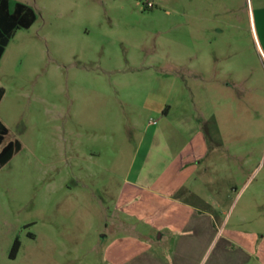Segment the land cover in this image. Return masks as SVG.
<instances>
[{
	"label": "rangeland",
	"instance_id": "374dc122",
	"mask_svg": "<svg viewBox=\"0 0 264 264\" xmlns=\"http://www.w3.org/2000/svg\"><path fill=\"white\" fill-rule=\"evenodd\" d=\"M10 1L36 22L0 62L3 145H22L0 170V264L165 259L186 235L185 264H264V0ZM191 126L203 153L188 141L138 187Z\"/></svg>",
	"mask_w": 264,
	"mask_h": 264
},
{
	"label": "trees",
	"instance_id": "16d2710c",
	"mask_svg": "<svg viewBox=\"0 0 264 264\" xmlns=\"http://www.w3.org/2000/svg\"><path fill=\"white\" fill-rule=\"evenodd\" d=\"M35 22L36 14L31 7L22 3L12 5L10 0H0V62L9 42L15 37L17 32L29 30ZM4 95V89L0 88V103ZM8 134L9 130L0 121V170L22 149V145L18 140L3 145ZM20 246V241L17 238L13 244L10 258H16Z\"/></svg>",
	"mask_w": 264,
	"mask_h": 264
},
{
	"label": "crops",
	"instance_id": "0c3cea01",
	"mask_svg": "<svg viewBox=\"0 0 264 264\" xmlns=\"http://www.w3.org/2000/svg\"><path fill=\"white\" fill-rule=\"evenodd\" d=\"M191 129H192V126L190 127V131L188 130L189 133H190L188 135V137H186L185 134H184V137H183L184 139L183 140H187V142L185 143V146L181 150L178 151V153H177L178 156H175V157L172 158V160L168 163L167 167L164 169V171L161 173V175L158 176V178H156V179H152V177L149 178V179L146 178L145 176H146L147 172L144 171V167L145 166L142 167V169L139 171V175H138L137 182H136L138 187H140L142 190H149L148 188L151 185L158 184V182H160L159 180H160L161 176H163L169 170V168L172 167L175 164L176 160L179 158V154L183 155V152L185 153L188 141L193 143V142L198 140V142H199V143H195L196 145H195L194 148L191 147L189 149L190 151H188V152L190 154H192V155L193 154L201 155L203 153L201 133L195 132L193 134V130H191ZM181 132H182L181 130L176 131V135H178ZM176 137L177 136H175V138ZM188 138H190V139H188ZM187 148H189V147H187ZM187 159L185 161L186 163H188ZM146 163H144V165H146ZM186 167H188V165ZM181 171H182V169H181ZM147 175H150V174H147ZM162 187L164 188L166 194L169 195L170 197L172 195H174L177 191L180 190L179 189L180 184L179 183H174V181L171 182V183L170 182H166V184H163ZM187 206L188 205H186V207ZM206 219H207V225H209V223H208L209 216H207V215H197L194 211H191L190 215H189V217H188V219L186 221V224L188 226H191V225H197V224L203 223V222L206 223V221H205ZM187 236H189V235H186V236H183V237H178L176 239L175 247L172 249L171 253L169 254L170 255L169 258H165L164 259L159 254L155 253L152 249H146V250L142 251L141 253H139L138 256H136V258L134 259V261H129L127 263H121V264H185V263L182 262V260L188 254V250L186 249V247L183 246V243H181V245H180V241H181V239H183L184 237H187ZM178 245H180V246H178ZM150 254H152V257H148ZM239 263H232V264H239Z\"/></svg>",
	"mask_w": 264,
	"mask_h": 264
}]
</instances>
